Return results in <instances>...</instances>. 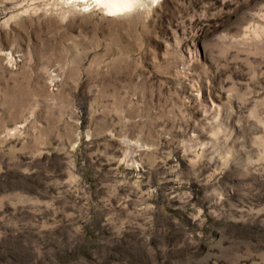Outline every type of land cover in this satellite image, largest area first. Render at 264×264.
<instances>
[{"label": "rangeland", "instance_id": "obj_1", "mask_svg": "<svg viewBox=\"0 0 264 264\" xmlns=\"http://www.w3.org/2000/svg\"><path fill=\"white\" fill-rule=\"evenodd\" d=\"M87 8L0 0V264H264V0Z\"/></svg>", "mask_w": 264, "mask_h": 264}, {"label": "bare ground", "instance_id": "obj_2", "mask_svg": "<svg viewBox=\"0 0 264 264\" xmlns=\"http://www.w3.org/2000/svg\"><path fill=\"white\" fill-rule=\"evenodd\" d=\"M72 3H83L84 6L104 7L106 13L111 16H122L129 11L143 8L148 5H155L161 0H69ZM77 5V4H76ZM84 8V7H83ZM87 8V9H88ZM94 8V7H93Z\"/></svg>", "mask_w": 264, "mask_h": 264}]
</instances>
